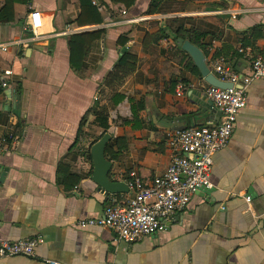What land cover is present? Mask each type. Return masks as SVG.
<instances>
[{
	"label": "crops",
	"instance_id": "crops-1",
	"mask_svg": "<svg viewBox=\"0 0 264 264\" xmlns=\"http://www.w3.org/2000/svg\"><path fill=\"white\" fill-rule=\"evenodd\" d=\"M105 1L101 25L72 24L78 0H27L14 5L11 20L0 21V45L8 43L0 48V76L12 70L11 86L0 92V238H41L34 256L7 257L0 264H264V79L249 84L228 145L213 155L214 188L197 191L165 230L126 243L108 228L76 227L78 219L101 216L108 204H124L131 195L98 191L90 178L92 161L80 153L92 136L76 141L86 112L97 99L108 101L110 91L99 94V86L121 52L139 58L118 89L125 99L109 113L107 133L126 143L118 159H109L111 176L124 182L133 170L144 182L164 173L173 153L168 137L188 125L185 117L203 120L192 125L220 118L202 91L208 83L186 68L188 57L170 36L182 18L190 17L187 27L204 33L213 73L214 62L222 59L248 74L252 58L264 54V0H165L154 14L145 13L150 0H136L126 16L143 19L132 23L122 19L121 4ZM33 9L43 18L37 40L23 29ZM256 26L261 28L255 39ZM69 27L76 30L62 34ZM94 28L105 33L77 72L69 63L67 38ZM159 29L169 37L144 45L145 33ZM121 35L127 42L120 48ZM131 100L142 102L137 118ZM93 119L88 114L84 132L100 133ZM60 163L80 176L70 188L61 181Z\"/></svg>",
	"mask_w": 264,
	"mask_h": 264
},
{
	"label": "built area",
	"instance_id": "built-area-1",
	"mask_svg": "<svg viewBox=\"0 0 264 264\" xmlns=\"http://www.w3.org/2000/svg\"><path fill=\"white\" fill-rule=\"evenodd\" d=\"M122 19L126 23L142 20V17H129L127 8H121ZM43 25L40 11L33 9L26 14L23 29L39 39V29ZM67 28L62 34L74 31ZM15 41L9 43L12 44ZM6 45H0L6 50ZM214 75L224 82L232 83L231 88H220L211 84L203 87L207 99L220 112L217 123L191 125L175 130L168 137L173 153L164 173L144 182L135 171H130L126 179L129 199L124 204H108L98 217H85L76 221L78 228L100 227L115 232L117 240L126 243L138 241L144 236L155 235L165 230L177 212L184 211L192 196L199 190L214 188L212 180L213 155L224 149L233 134L240 111L247 103V88L254 80L264 79V54L253 57L248 74L240 75L227 66L222 59L213 64ZM11 69H5L0 76L3 89L11 86ZM183 89L177 91L181 95ZM2 141H6L3 138ZM247 204L251 196H245ZM41 242L39 237H26L18 240L0 238V259L22 255L32 257ZM48 264H61L48 260Z\"/></svg>",
	"mask_w": 264,
	"mask_h": 264
},
{
	"label": "trees",
	"instance_id": "trees-1",
	"mask_svg": "<svg viewBox=\"0 0 264 264\" xmlns=\"http://www.w3.org/2000/svg\"><path fill=\"white\" fill-rule=\"evenodd\" d=\"M115 4H121L125 8H132L136 0H109ZM165 0H150L149 6L146 10V14H154L160 5ZM27 0H2V5L0 6V21L2 19L11 20L14 16V5L25 3ZM79 2V14L72 21V24H75L78 27L83 26H95L101 25L104 22L105 16L100 10L102 6H106L105 0H78ZM192 19L190 17L182 18L173 30L175 37H181L184 40H189L191 43L199 47L203 54L207 56L208 52L206 51L205 43L201 42V38L204 36V33L198 31L196 28L187 27L186 24L190 23ZM261 26H256L251 29L252 36L258 38L260 33ZM105 33V28H94L87 31H79L72 33L67 38V44L69 49V63L70 66L77 72H80L85 68V57L91 48V46L99 41ZM169 37V33L165 32L164 29H159L155 33L146 32L143 38L144 45H150L152 43H157L162 38ZM127 42V37L121 35L117 44L121 47H124ZM185 55L188 57V62L186 63V68L194 74H198L199 70L196 65L193 63L191 57L178 47ZM220 52H216L215 55H219ZM139 58L136 54L126 50L121 52L117 61L114 63L111 70L103 78L101 85L99 86V94L105 93V90L110 91V97L107 102L101 103L100 99H97L94 105L86 112V114L81 119L79 124V129L77 132L76 141L78 142L80 137H87V135L92 136L88 141L89 145L86 148L80 150V153L84 154L90 162L92 161L90 148L97 140H99L104 134L108 132L110 127L109 123V113L110 110L117 106L120 102L125 99V95L121 93L118 89L125 82V80L134 73L137 68ZM3 90L0 86V92ZM132 101V100H131ZM142 102H139L138 105H134L132 101L131 109L133 116L138 117V110L142 109ZM93 114L94 119L92 121L93 126L100 128V133L90 134L83 131V126L87 121L88 114ZM2 116L0 114V120ZM115 145H118V149H115ZM126 148L125 139L123 137L111 138L106 147V155L110 160H116L121 154V150ZM79 153V154H80ZM58 171L62 174V183L65 184L68 188L73 186L79 181L80 176L67 170V167L60 163L58 165ZM22 256V255H21ZM27 257V256H26Z\"/></svg>",
	"mask_w": 264,
	"mask_h": 264
},
{
	"label": "water",
	"instance_id": "water-1",
	"mask_svg": "<svg viewBox=\"0 0 264 264\" xmlns=\"http://www.w3.org/2000/svg\"><path fill=\"white\" fill-rule=\"evenodd\" d=\"M170 36L176 42V44L182 50L186 51V53L191 57L194 64L198 68L200 75L205 79L208 84L220 88L232 87V83L221 81L216 77V75H214V73L210 70L208 64L206 63L205 55L199 47L191 43L189 40H184L181 37H175L172 34H170ZM185 120L188 122V125L186 127L191 126V122H196L197 124H200L203 121L201 119H195V115H189L188 117H185ZM186 127H176L174 129L180 130ZM110 139V134L106 133L94 144H92L90 148L93 165V170L90 178L98 185V191H100L106 196L119 195L129 192V188L124 181L115 180L111 176L113 163L106 156V147Z\"/></svg>",
	"mask_w": 264,
	"mask_h": 264
}]
</instances>
